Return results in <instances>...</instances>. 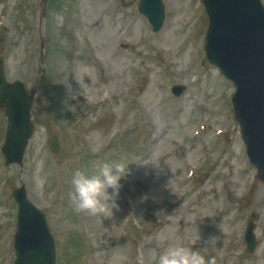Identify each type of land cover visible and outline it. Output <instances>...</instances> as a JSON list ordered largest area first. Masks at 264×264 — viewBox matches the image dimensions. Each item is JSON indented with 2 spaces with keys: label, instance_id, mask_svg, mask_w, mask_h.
I'll use <instances>...</instances> for the list:
<instances>
[{
  "label": "rangeland",
  "instance_id": "rangeland-1",
  "mask_svg": "<svg viewBox=\"0 0 264 264\" xmlns=\"http://www.w3.org/2000/svg\"><path fill=\"white\" fill-rule=\"evenodd\" d=\"M168 1V0H167ZM173 1V0H169ZM185 1V0H182ZM35 0H4V2H0L1 10H0V52L6 54L7 56V62H8V75L10 77V80L14 79L15 76L18 75L20 70L27 71L28 65L30 64L31 67H34L37 63V59L33 57V54L31 53L29 56L26 55L28 52V44L31 42V29L34 24V16L36 12L35 7ZM133 3V2H132ZM86 9H91L94 11L95 14H99L98 19H92L91 14H88L90 19V22H100V31L94 33V37L97 39V42L99 45L102 44V41H115L117 37L121 36L123 34V38H128V34L125 33V29L128 27L129 22H127L125 19H122L120 14L115 11V6L111 3V0H87L86 1ZM172 10H170L171 12ZM69 12V11H68ZM58 19H61L60 13L57 11L55 12ZM55 14H52V20H55ZM174 13H169V22L166 27V29L159 35L152 37L150 41H148L149 46H162L166 49H175L172 51V56L169 58H165L166 61H171L174 63V66L172 67V70L175 72L176 68L182 67L184 74L186 75L187 72L190 71L189 64H185V60H182V55L179 53L178 50L175 48V44H177L181 39L182 35L178 34L176 31L177 24L175 21H177V16L174 17ZM177 15V14H176ZM135 21V27L133 31V35H131V40L138 43L143 38L142 34L145 33L144 29L142 28L140 22L134 18ZM131 22V20H130ZM61 24V20H59V23ZM145 44V42H141L138 46H142ZM140 52L141 50L145 52V54L150 55V57H156L158 59L159 56L156 53H153V49H149L146 46L137 47L135 46ZM173 54H177V57L174 58ZM130 61L129 56H122L119 58L115 66H113L114 71L116 74H121L122 79L129 80L130 77V65H128ZM143 71L147 70V72L152 73L155 69L150 67V63H148V67L146 68L143 66ZM141 71V70H138ZM177 76H181L178 73H176ZM211 72H209L206 80L210 81L212 83V93L214 94L219 90V86L216 85L211 80ZM26 78L29 77V72L25 74ZM173 80V76L169 74L168 72L160 78V80L155 79L152 85L151 90H148L149 95V104L151 106L150 110L147 112H144L147 115H150L149 121H170L174 120L176 117V121H196V119L200 116L208 115L211 119H216L217 121H223V117L219 112L220 105L219 103H210L209 108H206V113L203 114L199 107L202 103L207 102L205 95L202 91V86H196L190 89L188 96L186 97L185 101L181 103V111H178L177 114L174 117H168L165 112L162 113L161 105L157 101L161 98V90L158 89V83H161L160 88H166L168 83ZM127 98L124 97L123 100H126ZM126 105L125 103L121 105L122 108H124ZM181 114V116H180ZM128 110L124 109V116L122 118L123 126H127L128 122ZM144 117L143 113L137 114V118L139 120H142ZM132 119H130V122ZM5 127L4 119L2 115H0V145L3 141L2 132L3 128ZM171 127L175 129V123H171ZM167 128V126L164 124V127L162 129ZM48 132H41V128H38L37 135L35 138V141L30 146V151L28 153V157L26 159L25 169H24V180L27 182V175L28 172H33V163H32V156L31 154L33 152L40 151L35 148L36 142L42 144V140L47 138ZM176 136V135H175ZM181 136V135H179ZM124 143V141H121ZM233 147L237 148L238 144L236 143ZM43 152V151H42ZM30 157V158H29ZM29 159V160H28ZM44 160V158H42ZM27 161H28V171H27ZM3 162L2 158L0 157V164ZM43 162V161H38ZM37 170L39 169V164L36 163ZM251 176L253 175V172L251 171ZM9 175L11 176L13 180V186L17 184V175L18 172L15 168L9 170ZM12 186V187H13ZM44 182H42L41 178H38L36 180V193H38L39 200L45 199V192H44ZM261 191V188H256L255 192ZM164 193L161 194L163 196ZM9 200V198H8ZM158 201V199L156 200ZM10 202V200H9ZM216 208H222L223 202L221 198H219L218 201L215 202ZM14 211V209L11 207L10 212ZM11 219H14V214L10 215L5 218L4 221V229L2 231V234L0 235V264H11L12 262V253H11V230H12V221ZM94 231L88 230V234L91 236L93 235ZM9 234V237H8ZM107 236H110V232H108ZM106 238H100L99 241L105 243ZM209 241V240H208ZM264 243V241H263ZM62 255V252H61ZM252 264H264V249L259 250L258 255L251 261ZM62 264V263H61Z\"/></svg>",
  "mask_w": 264,
  "mask_h": 264
},
{
  "label": "clouds",
  "instance_id": "clouds-1",
  "mask_svg": "<svg viewBox=\"0 0 264 264\" xmlns=\"http://www.w3.org/2000/svg\"><path fill=\"white\" fill-rule=\"evenodd\" d=\"M41 132L46 129L41 128ZM127 167V166H126ZM123 164H104L98 171L77 170L72 176L73 188L71 199L76 213L93 217H112L114 210H119L118 199L122 188L121 180L126 175ZM115 168L116 174H113ZM198 241L200 236H197ZM216 239L206 241V248H212ZM155 264H216L215 259H206L202 251L193 246L176 243L169 246L156 257Z\"/></svg>",
  "mask_w": 264,
  "mask_h": 264
}]
</instances>
